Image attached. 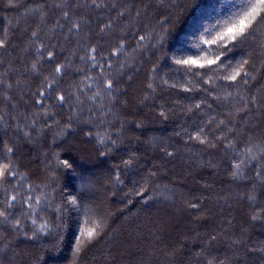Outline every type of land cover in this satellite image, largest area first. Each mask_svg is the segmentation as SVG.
<instances>
[{"label":"trees","instance_id":"1","mask_svg":"<svg viewBox=\"0 0 264 264\" xmlns=\"http://www.w3.org/2000/svg\"><path fill=\"white\" fill-rule=\"evenodd\" d=\"M238 2L16 0L10 6L0 0V38L6 44L0 48V148L15 149L9 155L26 178L25 189L14 194L40 196L42 203L47 196L36 225L18 205L13 212L23 221L21 230L0 225L6 238L0 241V264H197L193 257L213 235L211 255L233 264L236 257L242 258L239 264L264 262V253L231 247L238 238L248 245L264 243V219H251L264 207L256 164L234 180L237 158L227 149L228 140H216L232 135L220 121L237 133L238 149L249 138L264 140V110L253 109L241 120L233 107L242 103L241 96L264 95L258 47L264 25L255 45L250 41L227 53L234 61L250 57L259 69L247 86L222 80L202 85L208 77L185 75L175 64L195 57L206 29L237 11ZM48 52L54 53L52 60ZM57 65L65 66L59 74ZM109 79L115 89L110 95L103 90ZM188 85L192 91L183 90ZM96 92L100 96L91 99ZM198 103L201 108H194ZM199 127L210 133L214 146L189 140L188 133L195 135ZM97 133L115 143L100 144ZM64 159L72 169L60 166ZM129 159L131 167L125 165ZM19 183L17 178L5 187L13 193ZM28 185L35 191L26 192ZM252 191L254 203L247 198ZM73 196L79 206L66 204ZM196 201L200 208L192 209ZM89 217L102 222L101 238L77 252ZM45 222L46 232L25 238L23 233L32 236Z\"/></svg>","mask_w":264,"mask_h":264},{"label":"snow or ice","instance_id":"2","mask_svg":"<svg viewBox=\"0 0 264 264\" xmlns=\"http://www.w3.org/2000/svg\"><path fill=\"white\" fill-rule=\"evenodd\" d=\"M95 3V0H93ZM10 6H16V0H9ZM238 10L232 12L228 18L223 20H218L212 27L206 29V36H201L200 42L196 45V47L200 50V52L195 56H188L186 58H178L175 60L176 65H180L185 69V75H191L193 77H208V79H202L199 81L202 85H210L214 86L216 80L228 81L230 82L228 86H235L239 88L240 86H247L249 81H254L256 76L253 75L254 72H258L259 69L256 67L255 63H250V57L246 59H241L238 61H234L233 58L229 57L227 53L233 52L234 49L244 47L249 44L251 41L253 45L256 44V36L260 29V25H264V0H239L238 2ZM39 9H34L33 11H38ZM69 13L65 12L64 16L67 17ZM74 27H79V25H74ZM33 36L36 35L35 32L32 33ZM141 40L144 37H140ZM5 40L0 38V48H5ZM259 47V55L261 58V68H264V41H261L258 45ZM91 52H96V49H91ZM116 52H120V48L116 49ZM54 57V53L48 52V59L52 60ZM93 63H96V57H89ZM101 68L102 65H98ZM36 65H33L35 69ZM64 65H57L55 68V72L57 74L62 72ZM179 69H177L178 71ZM203 70V71H200ZM131 78V77H130ZM88 79H91L90 77ZM4 81L0 78V85H3ZM165 84L168 83L167 80L164 81ZM170 87H176V84L169 85ZM9 88L12 85H8ZM47 88L52 87V83L46 85ZM149 88H152V85H148ZM264 87V85H262ZM184 91H192L194 86H182ZM104 92L109 94L114 91V85L112 80H107L104 86ZM203 91L209 92L211 94L210 88H204ZM39 96H45L44 92H39ZM231 96V93H228ZM100 96V92H96V94L91 97V99L95 100ZM6 99H11L10 97H6ZM57 99L61 102H65V96L59 95ZM240 101L242 103L237 107L233 105L235 112L234 115L239 117L241 120L245 116H247L253 109L264 110V95H261L257 98L256 95H252L248 98L241 96ZM37 103L43 104V100H38ZM194 108L200 109L201 104H195ZM189 111L192 109L189 108ZM243 113V116H241ZM164 115V113H161ZM233 113H230L231 117ZM0 119H3L0 116ZM211 123V121H209ZM220 124H224L225 129L232 133L231 137L224 136L216 138L217 141L223 142L224 140H228L226 145L227 149L232 151L236 158L237 162H234L232 165V178L241 179L245 178V171L250 169V166L253 162H255L256 167L254 169L255 172V180L260 184L261 187H264V140H261L260 143H255L251 138L247 142L243 144V149H238L236 147L235 137L237 133L232 129L228 128V125L225 124L224 121H220ZM231 123V119L229 120ZM241 125H236L235 127H240ZM223 130V129H222ZM28 135V133H25ZM87 135L92 136L93 133L89 132ZM98 142L100 144H107L109 142L115 143V141L111 140V137L107 134H99L97 133ZM189 140L198 142L204 145L212 144L214 146V140L210 139V133L204 131V127H199L195 130V135L188 133ZM9 154H15V149L13 147H7L6 150L0 148V161L7 160V163H0V225L11 224L13 229L16 231H20L23 226V221L17 215L14 214L13 209L19 206L20 209L24 211L21 213L22 216L31 219V223L33 225L37 224V213L38 210H43L44 205L47 203V196L42 198L40 196L33 195H17L14 193H19L21 189H25V184L23 181L26 179L23 176H20L14 163ZM106 154V153H105ZM167 155L171 156L172 153H167ZM60 166L65 169H72L73 165L69 162L68 159H64L59 162ZM133 161L129 159L125 161V165L127 167L132 166ZM19 178L21 183L17 184V186L13 189V193H9L6 185L16 183V179ZM116 181L118 183H122L119 178V175L116 176ZM38 187V186H37ZM255 188V184L253 185V189ZM35 188L31 185H28L26 188V192H34ZM140 194V193H138ZM248 200L250 203H254L256 201L255 192L252 191L248 194ZM78 199L73 196L68 198L66 201L67 205L71 206H79ZM192 209H199L200 203L199 201L193 202L189 205ZM59 211V209H58ZM261 213H264V207L258 209L252 216V220L264 219V216H261ZM48 230L47 222L39 224L36 231L32 236H28V233L25 232L23 235L27 239H35L36 232H46ZM103 232L102 222H98L91 217H89L85 221V226L80 230L81 239L77 242V252L81 250V248H87L88 245H91L94 241L98 242L101 238V233ZM6 238L0 233V241H4ZM217 240V236H211L205 245V247L201 248L199 252L195 254L193 257L197 264H233V260H229L228 257L224 259H219L215 255H211L209 252V247L213 241ZM7 244H5V247ZM231 247L238 252L240 248L244 247L248 252H260L264 253V243H257L254 245H248L242 238L232 240ZM240 257H236L235 264H239ZM264 264V262H262Z\"/></svg>","mask_w":264,"mask_h":264},{"label":"rangeland","instance_id":"3","mask_svg":"<svg viewBox=\"0 0 264 264\" xmlns=\"http://www.w3.org/2000/svg\"><path fill=\"white\" fill-rule=\"evenodd\" d=\"M172 238H173V236H172Z\"/></svg>","mask_w":264,"mask_h":264}]
</instances>
